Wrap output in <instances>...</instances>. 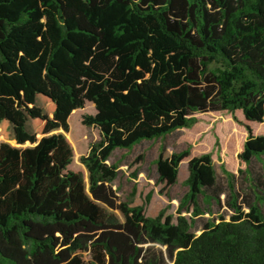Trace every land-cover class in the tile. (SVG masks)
Here are the masks:
<instances>
[{
  "label": "trees",
  "instance_id": "trees-1",
  "mask_svg": "<svg viewBox=\"0 0 264 264\" xmlns=\"http://www.w3.org/2000/svg\"><path fill=\"white\" fill-rule=\"evenodd\" d=\"M87 101L88 185L64 133ZM237 110L264 123V0H0V264H264V190L246 210L224 163L233 213L193 231L220 201L212 151L161 147V193L188 163L175 220L113 187L115 149ZM245 128L239 174L264 154Z\"/></svg>",
  "mask_w": 264,
  "mask_h": 264
},
{
  "label": "rangeland",
  "instance_id": "rangeland-1",
  "mask_svg": "<svg viewBox=\"0 0 264 264\" xmlns=\"http://www.w3.org/2000/svg\"><path fill=\"white\" fill-rule=\"evenodd\" d=\"M95 111L91 101H87L84 107L73 110L69 116V130L64 131L74 153L69 167L82 171L87 185L89 173L81 156L89 151L90 145L98 141L101 135L98 127L84 124L83 118ZM234 115L240 122L235 120ZM234 115L227 111L197 113L199 121L191 128H179L162 138L143 139L132 147L115 149L109 162L119 165V174L113 181L117 194L132 205L144 204L148 215H156L165 208L166 213L173 214L175 220L179 200L188 189L184 182L189 173L188 163L186 159L181 162L178 181L161 193L159 189L162 184L156 182L158 172L155 160L162 146L164 155L168 156L191 145L192 154L212 151L218 174L215 190L220 193V201H214L209 208L205 207L206 212L195 218L193 231L200 233L208 219L219 220L221 215L229 219L233 211L227 204L228 187L222 163L237 175L236 188L241 194V204H246L253 197L254 189L264 190V154L257 159L253 158L249 171L242 174H239L238 168L245 164L237 156L247 136L245 124H250L254 133H264V123L246 120L241 110H237ZM2 141L4 139L0 136V143ZM149 192H152V197L147 202ZM245 209L247 210L246 205Z\"/></svg>",
  "mask_w": 264,
  "mask_h": 264
},
{
  "label": "water",
  "instance_id": "water-1",
  "mask_svg": "<svg viewBox=\"0 0 264 264\" xmlns=\"http://www.w3.org/2000/svg\"><path fill=\"white\" fill-rule=\"evenodd\" d=\"M62 131H64V130H62Z\"/></svg>",
  "mask_w": 264,
  "mask_h": 264
}]
</instances>
